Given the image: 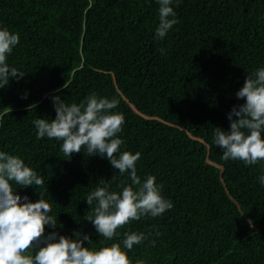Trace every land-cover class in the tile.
I'll return each instance as SVG.
<instances>
[{
	"label": "trees",
	"instance_id": "16d2710c",
	"mask_svg": "<svg viewBox=\"0 0 264 264\" xmlns=\"http://www.w3.org/2000/svg\"><path fill=\"white\" fill-rule=\"evenodd\" d=\"M172 6L178 23L159 39L157 0H0V28L20 37L7 63L25 73L0 88V151L45 180L10 183L21 197L51 204L57 228L46 226L45 235L86 234L92 242L84 245L95 250L120 243L132 264H264V161H224L213 140L244 103L236 92L246 76L264 67V0ZM93 93L119 101L112 111L125 117L120 151L140 152L141 181L154 175L173 204L117 229L112 241L85 219L93 215L86 197L105 183L121 192L129 173L84 148L64 157L62 141L37 139L33 124L55 118L53 96L79 104ZM126 231L151 235L127 250Z\"/></svg>",
	"mask_w": 264,
	"mask_h": 264
},
{
	"label": "clouds",
	"instance_id": "9594fccd",
	"mask_svg": "<svg viewBox=\"0 0 264 264\" xmlns=\"http://www.w3.org/2000/svg\"><path fill=\"white\" fill-rule=\"evenodd\" d=\"M157 2L159 24L155 36L163 39L178 23L172 5L174 2L179 5L180 0ZM19 40L18 33L0 28V88L9 84L10 77L19 80L25 75L7 63ZM160 52L164 54L165 49H160ZM63 87L66 88V85ZM236 97L244 103L234 106L228 113L229 130L215 128L214 144L222 149L221 158L224 161L240 160L246 165H255L264 161V67L246 76ZM52 104L56 112L54 119L33 120L37 139L47 137L62 141L61 151L67 158L84 148L88 156L99 154L107 158L121 175L126 172L130 175L131 185L121 184V192L109 191L105 183L86 197L87 204L93 208V215L85 219L93 223L105 241H112L119 235L117 229L124 228L130 222L146 216H161L173 207L172 202L162 196L163 184H157L154 175H148L141 181L136 167L141 153L120 151L124 141L118 134L123 130L125 117L112 111L118 107V100L98 97L93 93L79 104H68L55 95ZM31 107H35V104L28 105V109ZM10 182L22 188L45 185L44 178L27 166L23 159L0 151V264H132L120 243H111L95 250L84 245V241H88L89 245L92 242L86 234L81 236L76 232V239L56 231L45 235L46 226L57 228L56 218L49 215L51 204L41 196L35 202L27 195L21 197ZM259 183L264 185V175L259 176ZM248 223L251 225L252 221ZM149 235L124 232V249L132 250L134 245L148 240ZM151 244L155 246L156 241L151 240ZM33 249L35 255L30 253ZM136 264L143 262L137 261Z\"/></svg>",
	"mask_w": 264,
	"mask_h": 264
}]
</instances>
